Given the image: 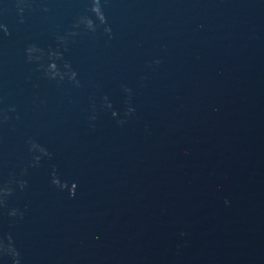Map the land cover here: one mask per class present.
Masks as SVG:
<instances>
[{"label":"water","instance_id":"95a60500","mask_svg":"<svg viewBox=\"0 0 264 264\" xmlns=\"http://www.w3.org/2000/svg\"><path fill=\"white\" fill-rule=\"evenodd\" d=\"M99 5L0 0V242L19 264H264V0Z\"/></svg>","mask_w":264,"mask_h":264},{"label":"clouds","instance_id":"9594fccd","mask_svg":"<svg viewBox=\"0 0 264 264\" xmlns=\"http://www.w3.org/2000/svg\"><path fill=\"white\" fill-rule=\"evenodd\" d=\"M96 3H97V6L100 7L99 5V0H96ZM92 7H93V4H92ZM91 7V9H92ZM86 27H88L89 29L91 30H94V25L91 24L90 25H85ZM75 74L72 73L70 75V78L73 77ZM125 91H127V89H125ZM128 111H132V109H128ZM54 185H56L54 182H52ZM21 187L24 186V182L22 181L21 182ZM0 191H3L5 194H7V192L9 191L7 188L5 189H0ZM70 196H73L75 195V192L73 193H69ZM9 215H16V210H12L9 212ZM0 252H2L4 255L6 256H11L12 257V264H19V259H18V256H19V253L17 252V250L12 246L11 244V241H10V238H9V242L7 244H4L3 242H0Z\"/></svg>","mask_w":264,"mask_h":264}]
</instances>
